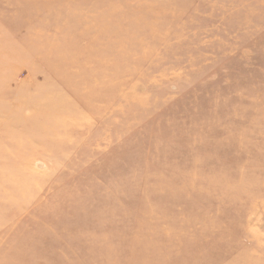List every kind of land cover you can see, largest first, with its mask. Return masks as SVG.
<instances>
[{"label": "rangeland", "instance_id": "374dc122", "mask_svg": "<svg viewBox=\"0 0 264 264\" xmlns=\"http://www.w3.org/2000/svg\"><path fill=\"white\" fill-rule=\"evenodd\" d=\"M0 264H264V0H0Z\"/></svg>", "mask_w": 264, "mask_h": 264}]
</instances>
